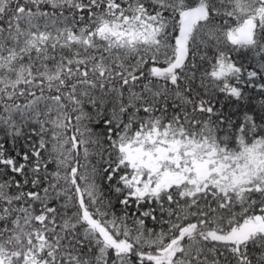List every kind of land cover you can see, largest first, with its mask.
<instances>
[{
  "label": "snow or ice",
  "instance_id": "6c2138e0",
  "mask_svg": "<svg viewBox=\"0 0 264 264\" xmlns=\"http://www.w3.org/2000/svg\"><path fill=\"white\" fill-rule=\"evenodd\" d=\"M0 264H264V0H0Z\"/></svg>",
  "mask_w": 264,
  "mask_h": 264
}]
</instances>
